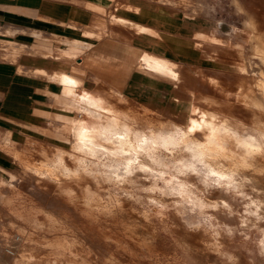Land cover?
Masks as SVG:
<instances>
[{"label": "rangeland", "instance_id": "obj_1", "mask_svg": "<svg viewBox=\"0 0 264 264\" xmlns=\"http://www.w3.org/2000/svg\"><path fill=\"white\" fill-rule=\"evenodd\" d=\"M134 1L156 33L139 35L133 47L164 55L194 78L187 76L178 83L169 74L150 70L138 62L131 43L114 40H127L126 32L120 36L108 31L114 48L101 54L108 55L105 66L111 70L98 72L85 66L89 70L85 88L108 80L121 104H129L134 113L120 105L124 131L97 128L95 137L87 140L95 153L88 156L87 174L97 175L96 196L88 199L86 187L61 185L49 174L35 171V162L46 156L56 158L65 152L70 166L82 157L71 146L68 123L81 112L65 100L62 109L70 116H60L59 123L49 120L33 130L10 132L9 139L5 130L0 136V264H264V190L240 170L221 172L217 167L222 148L232 157L244 156L252 148L264 147V135L248 121L242 122L247 117L240 106L235 108L237 122L219 125L214 141L201 135V128L192 133L184 129L202 95L233 97L222 84L223 79L233 78L231 70L213 64L212 49L203 39L215 32L236 40L243 15L231 0ZM241 1L264 24V0ZM122 6L125 10L126 4ZM81 56L84 60V53ZM189 89L196 99L189 97ZM127 132L133 134L137 150H123L119 140ZM101 136L114 146H103ZM101 147L122 151L101 160ZM150 156L159 163L149 165L142 158ZM128 158L153 171L138 170L133 163V179L107 177L101 162ZM147 188L156 191H144Z\"/></svg>", "mask_w": 264, "mask_h": 264}, {"label": "bare ground", "instance_id": "obj_2", "mask_svg": "<svg viewBox=\"0 0 264 264\" xmlns=\"http://www.w3.org/2000/svg\"><path fill=\"white\" fill-rule=\"evenodd\" d=\"M103 1L102 4H95L94 6L104 9V6L110 0ZM231 2L235 10L243 15L241 24L235 32L236 40H231L227 37L221 38L215 32L207 34L203 40L212 49L209 56L215 58L213 64L215 66L221 65L231 70L233 78L230 82L229 79H223L222 84L225 89L232 93L233 97L223 100L211 95H202L200 97L201 102L197 103L194 108L192 107L195 115H192L185 127L183 126L188 133H192L195 128H201V135L208 136L209 141H214L215 130L219 125L229 126L237 122V118L235 117V108L237 106L243 109L247 117V120L243 119L242 122L248 121L264 135V24L255 12L246 7L243 1L231 0ZM128 8L131 10L130 14L135 16L137 8L131 6ZM134 16L127 17L110 12L107 19L111 24L122 29H131L139 33L145 31L156 33L154 27L148 26L142 21L141 15H138V19L134 18ZM85 27L90 29L88 26ZM114 40H117V38ZM218 42L221 43V48L217 50L215 45ZM130 50L137 56L138 62L149 66L150 70L169 74L178 83L183 82L187 76L194 78V75L186 73L177 63L170 61L164 55L150 50L140 51L136 47H131ZM100 63V59L96 58L94 53H90L85 58L84 64L86 66H94V69L98 72L111 70L110 66L108 69V65L102 67ZM84 72L81 69H76L75 72L71 73L58 70H40V73L49 75L63 83L66 91L75 88L81 90L80 97L69 96L67 102L71 108H74L77 112H81L79 117L69 118L68 123L73 134L71 146L74 151L81 153L82 157L76 159L74 166H70L65 161V152L58 153L56 158L46 156L35 162V171L41 175L44 173L49 174L61 185H69L70 187L82 185L87 188L88 199H94L97 193L94 188L95 183H97V175L91 172L89 178L87 173L89 169L88 156H95V153L89 149L87 140L95 137L97 128H100L102 132H123L124 125L121 124L118 116L119 106L124 107L129 113L133 112V109H131L129 104H121L119 94L114 91L113 85L108 80L99 81L95 88H85L83 85ZM188 95L193 99L197 97L193 89H189ZM88 118H92V121L89 122ZM107 118H110L111 121H107ZM119 142L123 150L131 148L137 150V143L131 132H127L126 137L120 139ZM101 144L110 148L114 146L113 141L111 144L105 142ZM205 147L206 145L199 149L201 154L204 153ZM77 149H82V151H78ZM219 156H221V163L217 167L221 172H226L230 169L240 170L251 177L255 186L264 190V147L252 148L247 155L240 157H232L226 152L225 148H222L219 151ZM142 158L149 165L152 164L149 158ZM80 161H83V164ZM116 161L121 160L118 159ZM98 163L100 164V161ZM101 164L106 169L108 178L111 177L117 181L124 182L134 178L135 167L132 164L129 165V171L132 174L129 175L125 171L122 172L120 170L116 173V176H112L111 168L106 166L110 164L108 161H103ZM73 172H77V175H72ZM217 197L223 198L222 195H218Z\"/></svg>", "mask_w": 264, "mask_h": 264}, {"label": "crops", "instance_id": "obj_3", "mask_svg": "<svg viewBox=\"0 0 264 264\" xmlns=\"http://www.w3.org/2000/svg\"><path fill=\"white\" fill-rule=\"evenodd\" d=\"M103 2L0 0V136L9 130L6 133L9 139L10 132L22 133L44 125L45 121L59 123L60 116H70L62 107L68 104L69 96L78 97L80 90L75 88L66 91L63 83L40 73V70L71 73L81 69L85 71V86L89 70L81 54L84 53L86 58L94 53L100 59L101 66H104L103 62L109 57L100 53L114 48L112 44L109 45L112 42H108V31L113 30L120 36L126 32L129 36L127 40L116 38L122 44L125 41L131 43L132 47L139 35L151 34L119 28L107 19L113 11L130 16V6L137 8L135 16H131L138 19L141 9L138 1L110 0L104 9L94 6ZM121 4H126L125 9L128 10L121 9ZM142 21L152 26L148 20ZM0 142H3L2 137Z\"/></svg>", "mask_w": 264, "mask_h": 264}, {"label": "clouds", "instance_id": "obj_4", "mask_svg": "<svg viewBox=\"0 0 264 264\" xmlns=\"http://www.w3.org/2000/svg\"><path fill=\"white\" fill-rule=\"evenodd\" d=\"M121 137H123V136H121ZM101 139L104 140L105 143H108V144L112 143L111 139H107L103 136H101ZM123 139H124V137H123ZM77 150L82 151V149H77ZM101 151H102L103 155H101L99 157V159L103 160L105 155H111V156L120 155L122 149L118 150V151L109 152V150L107 148L101 147ZM149 158L151 159L152 163H154V164L159 163V161L155 157L150 156ZM80 163L83 164V161H80ZM133 163H136L139 166L138 170L145 171V172H152L153 171L152 168L148 167L146 164H141L139 162V160H136V159H129L126 161H123V160L122 161H112L109 165H106V166H109L111 168L112 176H116V173L119 172L121 169H123L126 173H128L130 175V174H132V172L129 171V165H131ZM183 163H184V161L178 162V164H183ZM178 164H174V165H172V167L176 168L177 171H182V169L178 166ZM187 167H191L194 169L195 166L192 164H188ZM72 175H77V172H73ZM160 175L163 176V173H161ZM172 179H175V177H173ZM168 183L170 184L171 181H168ZM144 191L151 192V191H156V189L147 188V189H144ZM160 191H163V189H160ZM153 203H155V201H153Z\"/></svg>", "mask_w": 264, "mask_h": 264}, {"label": "snow or ice", "instance_id": "obj_5", "mask_svg": "<svg viewBox=\"0 0 264 264\" xmlns=\"http://www.w3.org/2000/svg\"><path fill=\"white\" fill-rule=\"evenodd\" d=\"M70 83H71V81H70ZM120 139H123V137H120ZM212 175H213V176H215V175H216V173H215V172H213V173H212Z\"/></svg>", "mask_w": 264, "mask_h": 264}]
</instances>
